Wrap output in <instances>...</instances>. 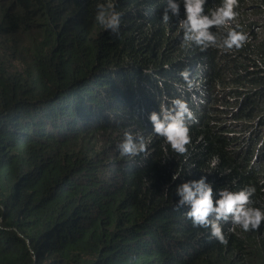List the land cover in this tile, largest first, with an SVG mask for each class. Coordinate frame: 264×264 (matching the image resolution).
<instances>
[{"label": "trees", "instance_id": "16d2710c", "mask_svg": "<svg viewBox=\"0 0 264 264\" xmlns=\"http://www.w3.org/2000/svg\"><path fill=\"white\" fill-rule=\"evenodd\" d=\"M98 3L0 0V264H264V222H222L220 244L175 194L207 175L214 195L254 186L264 208V0H239L247 40L225 52L182 47L175 18L161 22L166 0H117L118 38L95 22ZM164 97L198 121L188 152L152 136L121 157L124 132L147 140Z\"/></svg>", "mask_w": 264, "mask_h": 264}, {"label": "clouds", "instance_id": "9594fccd", "mask_svg": "<svg viewBox=\"0 0 264 264\" xmlns=\"http://www.w3.org/2000/svg\"><path fill=\"white\" fill-rule=\"evenodd\" d=\"M208 0H166V6L161 14V22L168 24L175 18L177 32H182L181 46H196L201 51L212 47L221 52L240 49L246 43L247 33L235 23L239 12V0H219L214 7L205 11ZM181 6L183 18H181ZM122 13L117 9V0H104L96 5L95 22L114 37L120 36ZM212 29H215L214 31ZM264 67V65H262ZM183 80V90L193 93L191 99H196L193 89H199V83L190 78L191 73L185 68L179 73ZM167 101V103L163 102ZM158 106V111H151L148 121L151 125L149 138L140 133L125 131L123 139L117 145L121 157H134L146 151L151 137L162 140L161 150L167 154L169 148L179 155L188 152L191 143L190 124L198 123L188 102L182 98L167 97ZM208 168L214 169L219 163V157L212 155ZM256 193L254 186L248 185L237 191L222 187L213 192V184L207 175H201L197 180H187L175 189L177 209L186 207L184 213L193 227L209 230L210 238L220 244H227V238L222 231V222H230L228 231L237 227L244 232L258 230L264 222V208L253 206L256 202L252 197Z\"/></svg>", "mask_w": 264, "mask_h": 264}, {"label": "rangeland", "instance_id": "374dc122", "mask_svg": "<svg viewBox=\"0 0 264 264\" xmlns=\"http://www.w3.org/2000/svg\"><path fill=\"white\" fill-rule=\"evenodd\" d=\"M251 33H252L253 36H255V37H257V36L259 35V33L255 32V29H254ZM14 65H17V64L14 63ZM17 66H18V65H17ZM242 129H243V128H241V131H239L240 134H245L246 130L244 131V130H242ZM234 130H236L235 127H234Z\"/></svg>", "mask_w": 264, "mask_h": 264}]
</instances>
